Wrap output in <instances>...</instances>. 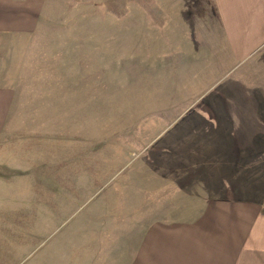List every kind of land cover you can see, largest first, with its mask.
Masks as SVG:
<instances>
[{
	"label": "rangeland",
	"instance_id": "obj_1",
	"mask_svg": "<svg viewBox=\"0 0 264 264\" xmlns=\"http://www.w3.org/2000/svg\"><path fill=\"white\" fill-rule=\"evenodd\" d=\"M213 1L44 0L4 36L0 264H150L177 230L264 240V39L231 45Z\"/></svg>",
	"mask_w": 264,
	"mask_h": 264
},
{
	"label": "crops",
	"instance_id": "obj_2",
	"mask_svg": "<svg viewBox=\"0 0 264 264\" xmlns=\"http://www.w3.org/2000/svg\"><path fill=\"white\" fill-rule=\"evenodd\" d=\"M218 8L221 24L226 35L231 38V45L238 47L260 46L264 39V0H214ZM44 0H0V50L11 46L13 39L4 36L31 34L35 31L41 15ZM234 32V35L231 34ZM4 38V39H3ZM11 40V41H10ZM263 40V41H262ZM18 41V40H17ZM17 43V42H16ZM14 44V43H13ZM0 73V133L4 127L11 107L12 90L2 83ZM185 226H179L184 228ZM178 228V229H179ZM260 226H251L243 238V245L227 246L210 244L208 234L198 231L193 236L185 230L169 233L159 232L160 238L146 256L154 264H264V240L261 238ZM225 232V231H224ZM204 233V232H203ZM164 256L163 263L158 259Z\"/></svg>",
	"mask_w": 264,
	"mask_h": 264
}]
</instances>
